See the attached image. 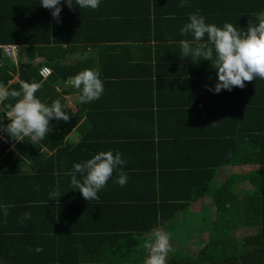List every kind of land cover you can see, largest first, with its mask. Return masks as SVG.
I'll use <instances>...</instances> for the list:
<instances>
[{"label": "crops", "instance_id": "obj_1", "mask_svg": "<svg viewBox=\"0 0 264 264\" xmlns=\"http://www.w3.org/2000/svg\"><path fill=\"white\" fill-rule=\"evenodd\" d=\"M25 2V0H0V23L9 21L8 18L15 19L17 16L19 17L17 19H23L25 15L37 17L36 21L47 20L53 30H59L61 39L65 38L72 42L69 48L63 44L64 41H61L57 51H46V54L52 56L51 59H56L57 55H60L57 60H52L54 62H47L43 53L38 56L37 53L29 49L23 50V48L17 53L14 61H8L9 63L6 61L9 68L16 72L12 82L18 81V60H27L31 55L33 62L50 68V75L53 73L54 66L57 72H60L57 81L41 82V85L45 86L39 93V98L44 102L45 97L51 95L47 91L52 89L57 94L53 101L60 99L61 103L69 109L70 118L68 121L50 120L49 131H57L56 122L62 121L68 125L70 119L77 118V124L67 132V143L71 145L72 150L81 142L84 143L79 150L72 151L71 155L63 152L65 158L55 157V160L60 161L62 167L71 171L74 163L82 162L101 150L121 152L122 158L126 161L123 170L128 176L127 183L123 187L115 183L118 173L114 172L98 195L107 193L114 197V204L118 210L123 211V215H128L127 207L134 206L137 202V205L143 209L144 201H152L153 198L150 197L154 194L160 195L162 192L163 197L173 196L175 180L169 177L166 181L161 180L160 169H164L162 166L165 163L161 160L159 165L160 156L162 155V159L168 163L167 155L173 151L175 145L181 147L185 144L175 140V133L179 131L178 136L181 137L184 131L190 129L191 132L195 129L193 127L187 129V126L183 127L180 123L186 122L189 123L188 125L197 126L192 123L194 116L197 119L198 117L206 119L204 105L203 107H186L185 105H192V99L197 92L209 93L213 97V104L220 103V96L234 94V89L222 90L219 94L209 90L215 87L218 79L214 60H198L191 55L188 58L184 57L178 42L182 39L191 41L193 37L190 33L182 36L180 29L188 21L189 14L199 11V14L206 17L208 23H215L218 26H222L225 22L232 23L239 32L244 33L249 23L255 20V16L250 15L256 13L254 10L258 4L252 0H218V7L222 12L214 13L207 0H101L97 9H78L73 6L75 12L67 13L71 17L55 21L46 17L51 10H42L38 6L32 8L24 4ZM73 3L75 4V0ZM33 24L30 28L34 26ZM59 26H62L61 31L56 29ZM1 27V35L13 37L12 33H9L11 27L6 24L3 29ZM30 28L27 34L31 36L25 35L29 38L33 36ZM10 44L15 43H3L0 46ZM1 62L3 60H0V64ZM82 62H87V68L97 70L104 82L103 95L98 100L86 104L79 102L78 91L68 84L69 78L75 76L74 74L69 76L71 69ZM259 83L263 85L264 79H260ZM256 96L264 103V91L259 90V95ZM205 100H201L202 104ZM251 104L248 98L237 95L229 104L231 109L222 108L221 105L218 109L221 112L227 110L228 116H237V121V111H245L244 108L248 109ZM78 107L82 110L80 116L77 115ZM186 110L191 111L192 115L185 113ZM85 121H87L86 125ZM230 122V120L226 122V132H231ZM231 125L233 126V122ZM86 136L88 137L84 139ZM162 139L168 140V143L161 147L159 143L165 141ZM58 149L59 147L56 148ZM38 153L40 160L36 159L39 162L34 164H30V161L18 164L17 161L20 158L17 151L10 157V160L16 164L15 168L11 167L9 176L2 184L5 185L6 191L0 190V197L7 200L8 207L9 203L22 204L19 200H15L16 198L25 201L28 206L21 207L19 204L20 208L15 209L19 213H10L9 216L3 217L0 212V264H23V259L29 260L31 264L60 256L58 249L54 251L52 247L49 249L47 246H42L40 252L37 249L38 243L42 244V241H45L46 233L53 227L49 222L47 211H44L46 209L42 206V201L53 194L48 184H52L51 187L54 185L62 188L58 183L61 180L56 181L53 177L51 178L55 181L49 179L46 183L39 179L37 183L38 176H33L32 168H36V164H39L40 168H44V164L49 167V163H52L50 155L53 152L43 146ZM198 153L201 156L206 154L207 150H201ZM242 167L250 169L244 170ZM256 168L257 164L251 160L240 159L232 166L222 168L215 180L217 184L224 185L222 183L226 178L242 172L247 173ZM229 169H231L230 172L225 174ZM168 170L173 169L168 168ZM27 172L33 176L34 182L41 186L47 184L45 187L48 189L45 190L42 187L41 190L33 191L29 188L30 183L27 181L29 178L23 179L29 175ZM59 173L52 175L57 177ZM44 175L45 173L42 177ZM154 178L158 180L159 190L157 191L153 189ZM69 180L71 181V177ZM247 181L255 183L246 179L237 184ZM69 192H71L69 197L78 194L82 196L78 190L72 189ZM143 197L146 199L143 200ZM208 198L211 200L210 197ZM192 204L190 201L188 217H193L191 213H196L194 215L196 216L204 209L199 208L196 212H191ZM65 210L62 216L69 212L68 208ZM26 213L28 215H25ZM58 215L56 220L59 218ZM83 233L85 232L81 231L79 235ZM37 234L40 236H36ZM152 235L150 233L149 236ZM176 240L179 239L174 235L170 238V241ZM76 249L84 252V249L88 247L82 243ZM91 249L95 250L94 246ZM25 251L28 252L26 256L23 255ZM51 252L53 253L50 254Z\"/></svg>", "mask_w": 264, "mask_h": 264}, {"label": "trees", "instance_id": "obj_2", "mask_svg": "<svg viewBox=\"0 0 264 264\" xmlns=\"http://www.w3.org/2000/svg\"><path fill=\"white\" fill-rule=\"evenodd\" d=\"M25 1L24 4H28L32 8L38 6L39 9H46L39 4V0ZM207 1L214 13L222 12L218 7V0ZM252 1L258 4L254 11L264 10V0ZM61 7L62 11L59 20L71 17L67 15L68 12H75L73 7L70 8L67 4L62 3ZM48 13L46 17L54 19L51 11ZM250 16L255 15L251 13ZM17 18L19 17L17 16L15 19L8 18L9 21L0 23L1 29H3L5 24L11 27L9 33H12L13 36L9 37L0 34V44L15 43L19 45V51L22 48L23 50L29 49L31 52L37 53L38 56L43 53L47 62H54L52 60L59 58L60 55L58 54L56 59H51L52 56L46 54V51H57L59 48L58 44H61V41H64L62 43L66 44L67 48L71 47L70 43L72 42L65 38L61 39L59 30H53L49 21H36L37 17L28 15L23 16V19ZM54 20L56 21L57 19ZM32 22L35 23L33 24ZM255 22L256 18L253 23ZM32 24L34 26L30 28ZM29 28L33 33L30 38L25 36ZM56 29L61 31L62 26ZM86 34V31H84V35ZM27 35L31 36L30 34ZM0 60H3L0 64V83L5 84L10 89L18 90L21 82L24 81L50 83V81H57L58 75H60V72H57L56 66H54L53 73L47 79H41L38 73L41 63L33 62V56L31 55L27 60H18V81L12 82L13 75L16 72L14 69L9 68V64L6 63L9 60L3 57L1 49ZM87 67V62L78 63L75 68L71 69L69 76L76 75ZM259 82L260 79L257 78L252 81H245L243 88L234 87V94L224 95L225 97L220 96L219 104H213V97L209 93L197 92L195 94V98L192 99V105L186 104L185 106L203 107L204 105L206 108V119L204 120L200 117L197 119L194 116L192 123L197 124V126L188 125L189 123L186 122L180 123L183 127L187 126V129L192 127L195 129H192L191 132L190 129L184 131V135L181 137L178 136L179 131L176 132L175 140L184 142V146L175 145L173 151L167 155L168 163H166L165 159H162V155L160 156L161 159H159V165L161 160L165 163L162 166L164 169H160L161 180L166 181L167 177L175 180L174 195L163 197L161 192L160 195L154 194L153 197H150L153 198V200L151 199L152 201H147L143 197L145 207L143 209L139 207L137 205L138 202L134 206L129 205L127 207L128 215H123V211L117 209L114 204V197L107 193L98 195V200L90 202L79 194V196L69 197L71 195L69 191L72 190V187L69 180L71 176H68L70 175L68 172L71 171L62 167L60 165L61 162L56 161L55 157L65 158L63 152L71 155L72 151L79 150L83 145L84 142H81L78 147L72 150L71 145L67 143V132L70 131L73 125L77 124V118L70 119L68 125L62 121L55 124V121H53L57 131H49L45 138L36 144L30 140L15 142L5 132L0 131V190L6 191L5 185L2 184L9 176L10 169L15 168L16 163L10 160L12 154H15L16 151L18 152V158H20L17 161L18 164H25L27 161H30V164L38 163L39 161L37 160H40L38 152L43 146L53 152L50 155L52 163H49V167L44 164V168H40L39 164H36L35 166L37 167L32 168L33 176H38L37 183L39 179L41 181L44 180L46 183H48L47 180H52L53 178H56V181L61 180L58 183H60L59 185L62 188L54 185L51 187L52 184H48V188L53 193L58 192L60 197L50 198L47 196V200L42 201V206L46 209L44 211H47L49 222H51L53 227L46 233L45 241H42V244L38 243L37 246L39 252L42 246H47L49 249L52 247L54 251L58 249L60 256L59 258L31 264H140L141 261L147 258L148 250L146 245L152 242L157 230L167 232L169 238L175 234L179 235V237H184L186 231H193L195 227L201 232L206 230L208 233L204 242H194L195 247L202 245L198 248L199 251L195 257L186 255L181 246L182 248H178L172 253L166 264H264V103L256 96L259 95V90L264 91V84L262 85ZM44 86L37 92L36 95L38 97ZM47 92L51 93V95L45 97L44 102L51 104L57 94L52 89ZM237 95L242 98H248L252 104L248 109L244 108L245 111H237L238 120L236 121L237 116H228L227 110V112H221L218 107L221 105L222 108L231 109L229 104ZM202 99H206L203 104L201 102ZM9 102L13 101L9 100L5 103ZM78 110L79 113L77 115L80 116L81 107H78ZM185 113L192 115L191 111L188 110ZM228 120L231 121L229 124L231 132H226V122ZM0 121H2L4 127L9 123L3 111H0ZM85 122L86 125L87 121ZM232 122L233 126L231 125ZM170 138L169 142L171 143ZM162 140L165 141L159 143L161 147L168 143V140ZM152 144L154 145V143ZM58 147L59 149L56 150ZM201 150H207V153L200 156L198 151ZM240 159L251 160L257 164V168L247 173L242 172L239 175L235 174L226 178L222 183L224 185L217 184L215 178L218 172L222 168L232 166ZM168 168L173 170H168ZM44 173L45 175L42 177ZM53 173H59L60 175L54 177ZM33 176L29 173L26 178H23L25 180L29 178L27 180L30 183L29 188H32L33 191L43 188L45 190L48 189L45 187L47 184L41 186L34 182L32 180ZM246 179L256 183L249 191L248 196L239 198L231 192L228 195V200L219 202L215 198L214 195H218L220 189L229 188L231 185H236ZM157 181V178H154V191L159 190ZM56 188L62 190L58 191ZM202 194L211 198L212 206L215 208L213 213L216 214V217L222 218L220 225L217 223L218 220H211L210 214L206 212L205 208L198 212L196 216L188 217L189 202ZM15 200H19L22 204L14 203L11 205L9 203L8 207L7 200L0 197V212L3 217L11 215L10 213H19L15 211L16 208H20L19 204L21 207L28 206L22 199L16 198ZM61 203L62 205L59 206ZM67 208L69 212L62 216L63 211ZM57 214H59L58 220H56ZM179 214L186 216L185 222L188 221V224H192L193 227L179 230V226L183 225L178 219ZM249 217L255 218V223L258 224L256 235L236 237L235 232L238 229L248 226ZM81 231L85 233L79 235ZM49 233L50 235L48 236ZM150 233L153 234L151 237L149 236ZM36 236H40V234ZM82 243L88 247V249H84V252L76 249ZM92 246H94L95 250L91 249ZM27 254L28 252L25 251L23 255L26 256ZM22 261L23 264L30 263L27 259Z\"/></svg>", "mask_w": 264, "mask_h": 264}, {"label": "clouds", "instance_id": "obj_3", "mask_svg": "<svg viewBox=\"0 0 264 264\" xmlns=\"http://www.w3.org/2000/svg\"><path fill=\"white\" fill-rule=\"evenodd\" d=\"M100 2L101 0H75L74 4L73 0H39V4L51 10L52 17L57 20L62 11V3L70 8L75 6L78 9L94 10L100 6ZM254 15L256 22L249 23L244 33L239 32L232 23L225 22L222 26L208 23L199 11L189 14L188 21L181 27L182 36L190 33L193 37L191 41L182 39L178 42L184 57L191 55L198 60H214L218 79L210 91L219 94L222 90L243 88L245 81L264 79V10ZM68 84L78 91L79 102L82 104L98 100L104 92L100 73L91 68H85L70 77ZM41 87V83L35 81L21 82L18 90L0 83V111L10 121L6 127L0 121V131L5 132L11 140H30L36 144L48 134L50 120H69V109L60 99L47 104L36 95ZM9 100L13 102L5 103ZM125 163L122 153L113 150H101L82 162H76L70 172L72 189L78 190L89 202L98 200V193L114 172L118 173L115 183L121 187L127 183L128 176L123 170ZM59 197L58 192L50 195V198ZM146 248L148 255L145 264H166L171 251L169 234L157 230Z\"/></svg>", "mask_w": 264, "mask_h": 264}, {"label": "rangeland", "instance_id": "obj_4", "mask_svg": "<svg viewBox=\"0 0 264 264\" xmlns=\"http://www.w3.org/2000/svg\"><path fill=\"white\" fill-rule=\"evenodd\" d=\"M2 53H4V51L2 50ZM7 58L9 61H11L10 58ZM242 169L244 170H249L250 168H244L242 167ZM231 169H229V171H227L225 174H227L228 172H230ZM217 179V177H216ZM217 182V181H216ZM218 183V182H217ZM255 183H252L251 181H247L246 183H241V184H236L234 186L231 185V187L229 188H223L220 189L218 192V195H214L215 198L220 202L222 200H228V195L229 193L233 192V194L237 195L239 198H244L245 196H248L249 191L255 186ZM197 201V202H196ZM192 206L190 207L191 212H196L199 208H205L206 212L208 214H210V218L211 220H218V225H220L222 218L221 217H216V214L213 213L214 209L212 206V201L204 194H202L201 196H198L197 198L192 200ZM193 216L196 213H191ZM191 215V216H192ZM234 215V214H233ZM231 215V216H233ZM186 216H184L183 214H179L178 219L180 220V222L183 224L181 226H179V230L181 229H185V228H192V224H188V221L185 222ZM256 220L255 218H248V226L243 227L238 229L235 232V236L236 237H246L249 235H256V231H258V224L255 223ZM195 227V226H194ZM179 233V232H178ZM175 237H178V241H170V245H171V251L168 253L167 256V260L169 259V257L172 255V253L178 249V248H182L183 252H186L185 254L190 256V257H195L196 253H198L199 249L201 246H197L195 247V243H202L207 239L208 233L206 232V230H203L202 232L198 230V228L195 227V229L193 231H186V235L184 237H179V235L175 234ZM182 246V247H181ZM196 248V249H195ZM181 250V251H182ZM166 260V262H167ZM145 260L141 261L140 264H145Z\"/></svg>", "mask_w": 264, "mask_h": 264}, {"label": "built area", "instance_id": "obj_5", "mask_svg": "<svg viewBox=\"0 0 264 264\" xmlns=\"http://www.w3.org/2000/svg\"><path fill=\"white\" fill-rule=\"evenodd\" d=\"M1 50L4 51L3 55L5 57H8L11 59V61H14L16 59L17 53H18V45L16 44H10V45H2L0 46ZM47 69V71H45ZM41 78H46L51 73V70L47 66H41L38 71Z\"/></svg>", "mask_w": 264, "mask_h": 264}]
</instances>
